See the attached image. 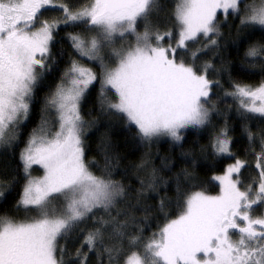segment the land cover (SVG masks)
<instances>
[{
	"label": "snow or ice",
	"instance_id": "snow-or-ice-1",
	"mask_svg": "<svg viewBox=\"0 0 264 264\" xmlns=\"http://www.w3.org/2000/svg\"><path fill=\"white\" fill-rule=\"evenodd\" d=\"M226 41L247 45L239 70L257 82L234 78ZM93 94L139 146H179L184 166L165 177L146 152L137 187L114 178L107 140L103 164L88 158ZM190 128L207 144L185 150ZM0 148L18 149L0 169V264H264V0H0ZM197 154L232 162L205 180Z\"/></svg>",
	"mask_w": 264,
	"mask_h": 264
},
{
	"label": "trees",
	"instance_id": "trees-1",
	"mask_svg": "<svg viewBox=\"0 0 264 264\" xmlns=\"http://www.w3.org/2000/svg\"><path fill=\"white\" fill-rule=\"evenodd\" d=\"M223 30H227V26H224ZM256 38H259V33H257ZM57 45L53 51H56L58 48ZM246 44L241 46L239 49L235 45L230 42H225V47L222 49V53L224 59L228 62V66L233 70V76L239 81L244 83H255L261 77L259 75H248L243 71H240L241 61L243 60V53ZM66 59V57H65ZM204 59H211L213 63H218V58L213 57L211 53L208 56L204 57ZM60 67H63V63H61ZM59 71H53L46 80V84L51 85L55 82V80L59 77ZM48 91L47 87H42L38 94L40 97H43L44 94ZM228 104L233 105V101L231 98L228 99ZM223 107V105H221ZM235 105H233V108ZM82 110L86 116V119L91 120L93 117L96 118V123L93 124L90 128L87 129L86 132V152L88 158H95L100 161L101 164L104 163L102 152L100 151V146L102 143L107 140L110 143V152L114 155L116 160V171L121 175L115 176L114 178L120 179L125 170L127 171V181L135 186H139L137 183V175L143 176V172H138V170L134 167V165H138L141 162V159L145 156L146 152H152L155 155L152 156L153 165L160 169L162 174L165 177H171L173 173L178 172L181 165L178 161L181 159V148L174 144L170 139H162L159 143L154 144L151 148H145L139 146L137 142L133 139L130 133L127 131L126 127L122 122L118 119L109 117L108 115L102 113L99 109L98 103L95 101V94L91 98H86L84 103L82 104ZM89 111L91 114L89 115ZM228 118L232 123L237 124V131L233 133L234 137L239 138L240 136V128L236 118L235 112H229ZM216 123H223L222 118H214ZM35 125V121H33V125ZM26 135V133H25ZM185 136V140L182 142L184 144L185 150L193 145V142L197 139L200 140L201 143L207 144V133L203 132L199 129L190 128L189 130L183 133ZM243 144V141L237 143L233 148V151H239ZM23 147V144L20 145ZM258 150V149H257ZM165 157H171L170 161H166ZM198 166L195 171L202 177L207 180L208 177L213 174H221L223 168L226 167L228 163H231V160L228 159H205L204 157L197 154ZM18 162V149H16V155L13 156L9 151L0 148V169L5 167H12ZM171 163L176 165L173 168L172 172H168L167 170L162 169L161 165L163 163ZM211 169V170H209ZM250 174H255L254 170H249ZM171 184V181H170ZM217 182L213 181L208 186L213 190V194L215 191H218V187H216ZM168 195H173L171 191L168 192ZM156 201H149V203H154ZM156 224L152 223V230H155Z\"/></svg>",
	"mask_w": 264,
	"mask_h": 264
},
{
	"label": "rangeland",
	"instance_id": "rangeland-1",
	"mask_svg": "<svg viewBox=\"0 0 264 264\" xmlns=\"http://www.w3.org/2000/svg\"><path fill=\"white\" fill-rule=\"evenodd\" d=\"M33 174L34 175H40V174H42V172L38 170V171L34 172Z\"/></svg>",
	"mask_w": 264,
	"mask_h": 264
}]
</instances>
